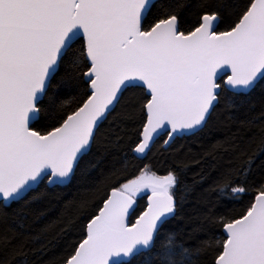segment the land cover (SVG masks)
<instances>
[{
	"label": "snow or ice",
	"instance_id": "1",
	"mask_svg": "<svg viewBox=\"0 0 264 264\" xmlns=\"http://www.w3.org/2000/svg\"><path fill=\"white\" fill-rule=\"evenodd\" d=\"M200 6L184 30L176 11L153 14L155 0H0V208L27 201L41 185H68L82 166L91 167L97 132L126 90H144L126 114L135 129L130 151L139 160L161 137L167 146L203 130L220 103L221 82L227 108L232 98L264 89V0ZM65 87L83 89L71 110L68 101L56 105ZM253 163L249 155L218 177L219 196L243 207L238 215L204 217L223 229L212 264H264V182L248 183ZM178 185L175 171L158 175L144 165L110 189L62 264H196L204 245L185 247L168 227ZM141 193H150L147 210L132 223ZM18 229L0 231V264H29Z\"/></svg>",
	"mask_w": 264,
	"mask_h": 264
},
{
	"label": "trees",
	"instance_id": "2",
	"mask_svg": "<svg viewBox=\"0 0 264 264\" xmlns=\"http://www.w3.org/2000/svg\"><path fill=\"white\" fill-rule=\"evenodd\" d=\"M201 2L156 0L152 11L154 15L166 7L176 11L181 17L182 28L188 30L202 11ZM205 2L210 3L211 0ZM177 4H183V7H176ZM227 21L226 15L219 31L226 30ZM64 76L62 70L57 81ZM221 83L220 103L203 130L196 135L177 137L166 148L162 143L165 137H161L146 158L139 160L134 159L130 151L134 146L131 141L135 129L126 114L133 105L142 102L144 90L124 91L119 104L97 132L92 155L88 158L92 166L86 170L82 166L68 185H41L27 201L0 208V231L19 226L20 239L26 240L29 264H62L63 258L84 238V226L98 212L110 189L138 175L139 170L148 165L159 175H166L169 171L177 173L179 185L175 195L179 204L168 227L175 231L176 241L185 247L196 249L204 245L195 258L196 264H212L216 241L224 236L222 228L207 223L204 217L209 214L238 215L243 207L219 196L215 190L218 177L225 169L243 164L250 155L254 163L248 183L258 186L264 182V143L261 142L264 134L259 131V127L264 125V119H261L264 117V89L258 88L251 95L232 98L233 107L227 108L226 93ZM62 91V95L55 97L56 105L68 101L65 107L73 109L83 89L65 87ZM52 95L50 93V97ZM45 104L48 109L54 107L49 98H45ZM50 115L55 119V111ZM51 122V119L43 120L41 124ZM117 136L123 137L119 146L113 143ZM225 142L228 146L235 143L239 147L225 151L220 147ZM126 156L127 164L124 163ZM250 198L251 195L245 197L244 202ZM144 207L145 198L141 197L131 220ZM206 241H211V245H206Z\"/></svg>",
	"mask_w": 264,
	"mask_h": 264
},
{
	"label": "water",
	"instance_id": "3",
	"mask_svg": "<svg viewBox=\"0 0 264 264\" xmlns=\"http://www.w3.org/2000/svg\"><path fill=\"white\" fill-rule=\"evenodd\" d=\"M156 1V0H155ZM230 74V73H229ZM166 138V137H165ZM172 143V142H171ZM170 143V144H171ZM169 145H167V146H165L164 144H163V147H168ZM159 175V174H158ZM148 195H150V193H141L140 194V196H138L137 197V201H136V204L134 205V211H135V209H136V207H137V205H138V199L139 198H141V197H143V196H145V207H144V209L133 219V220H131V217H130V222H132V223H134L135 222V219L136 218H138V216L140 215V214H142L144 211H146L147 210V203H148V201H147V196ZM134 213V212H133ZM132 213V214H133ZM132 216V215H131ZM222 231H223V229H222Z\"/></svg>",
	"mask_w": 264,
	"mask_h": 264
},
{
	"label": "flooded vegetation",
	"instance_id": "4",
	"mask_svg": "<svg viewBox=\"0 0 264 264\" xmlns=\"http://www.w3.org/2000/svg\"><path fill=\"white\" fill-rule=\"evenodd\" d=\"M145 198V196H143Z\"/></svg>",
	"mask_w": 264,
	"mask_h": 264
}]
</instances>
